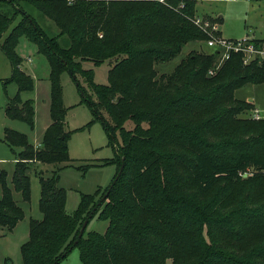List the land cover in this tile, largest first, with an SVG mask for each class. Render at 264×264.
Instances as JSON below:
<instances>
[{
    "label": "trees",
    "instance_id": "1",
    "mask_svg": "<svg viewBox=\"0 0 264 264\" xmlns=\"http://www.w3.org/2000/svg\"><path fill=\"white\" fill-rule=\"evenodd\" d=\"M33 9L54 22L56 35L39 25ZM195 17L196 0H0V48L11 64L9 81L18 86L6 107L8 117L33 126L32 102L20 98L34 81L16 53L19 37L34 43L50 67V123L40 144L32 145L11 128L4 131L9 146L20 149L13 190L28 201L32 167L69 160L60 84L64 71L115 148L114 158L105 161L117 164L112 181L123 164L110 189L112 181L94 194H80L72 213L65 211L58 169L48 177L36 170L42 217L29 220L28 238L20 245L22 264H59L75 247L82 264H264V210L236 209L232 191L225 189L218 199L206 200L221 183L230 189L263 182L264 157L234 145L220 152L197 148L204 144L193 134L197 119L212 113L197 108L204 103L228 112L235 122L244 105L234 93L247 83H264V60L245 64L242 54L233 53L216 72L217 51H192L170 73L158 75L157 63L175 58L189 42H207L209 35ZM84 61L94 66L108 61L107 83H95L94 70L83 68ZM225 100L238 105L225 108ZM246 106L252 113L256 109ZM128 121L132 128L125 127ZM246 124L264 128V118ZM0 182V227L11 231L24 212L3 174ZM94 216L108 222L106 230L86 232L85 227L78 236L84 220Z\"/></svg>",
    "mask_w": 264,
    "mask_h": 264
},
{
    "label": "rangeland",
    "instance_id": "2",
    "mask_svg": "<svg viewBox=\"0 0 264 264\" xmlns=\"http://www.w3.org/2000/svg\"><path fill=\"white\" fill-rule=\"evenodd\" d=\"M159 1L168 3V0ZM196 4L201 17L205 16L219 23L220 33L223 37L241 38L249 35L254 38H264V0H196ZM31 12L49 35L58 33L59 30L52 20L34 9ZM6 33L2 36V40ZM212 50L206 40L189 42L175 58L157 63L155 68L158 75L170 73L190 52L211 53ZM16 53L22 58V69L33 77V89L21 91L20 98L22 101L30 100L32 102L34 117L33 126L30 127L23 121L8 117L5 113L8 103L18 91V86L14 81H9L11 64L0 48V177L3 174L6 183L12 189L15 202L24 212L23 218L11 231L0 227V264H22L20 245L28 238L29 220L42 217L39 210L40 176L48 177L54 169H58V186L66 191L65 211L72 213L78 205L80 194H94L97 190L106 188L117 172L116 163H105V161L114 158L115 148L109 142L103 123L94 117L85 102H81L76 82L71 79L67 71H64L60 75V84L63 103L67 109L65 130L70 132L67 142L69 160L58 165L37 163L32 167L30 173H28L29 170H26L30 177V199L28 201L22 200L20 192L13 190L12 177L16 164L15 158L20 149L11 148L6 142L5 128L25 134L29 143L37 146L42 140L45 128L50 123L49 64L45 56L38 52L36 45L25 36L19 37ZM28 58L30 59L27 60ZM82 66L94 70L93 80L95 83H107V71L110 68L108 61L98 66H94L90 61H84ZM222 66L223 62H220L219 59L216 60V72ZM213 72L216 74L215 71ZM211 73L210 70L209 74ZM77 78L80 85L87 90L88 86L85 80L81 76ZM234 99L241 101L242 107L244 105V108L235 114L234 118L238 120L235 122L228 120L230 114L222 109L216 110L208 103L198 105V109L205 112H210L212 109V113L202 114L194 123L193 134L196 133L194 141L204 144L197 148H203L206 145L213 152H220L230 151L234 145L233 149L239 148L249 151L256 157H264V128L260 125L248 129L246 124L251 121L258 122V119L253 116L251 108L246 104H253L264 115V83L245 84L235 91ZM223 104L226 106L225 108L238 105L236 102L229 103L227 100ZM104 115L107 116L105 112ZM132 126L130 121L125 124L126 128H132ZM178 153H181V156L186 154L183 151H178ZM36 170L42 172L40 176ZM244 177H248V175H244ZM221 184L215 187L211 194L206 195L207 201L218 199L220 193L224 191L222 189H225L228 192L232 191L236 209L244 207L264 210V181L245 183L230 189ZM1 194L0 182V197ZM107 225L106 220L94 216L89 220L86 232L103 233ZM204 234L209 241L207 226H204ZM59 264H82L78 248H73ZM168 264H170L169 261Z\"/></svg>",
    "mask_w": 264,
    "mask_h": 264
},
{
    "label": "built area",
    "instance_id": "3",
    "mask_svg": "<svg viewBox=\"0 0 264 264\" xmlns=\"http://www.w3.org/2000/svg\"><path fill=\"white\" fill-rule=\"evenodd\" d=\"M194 22L209 35L207 44L219 53L220 62L228 60L233 53L242 54L244 63L264 60V39L258 40V38L249 35L241 38H225L222 35H217L220 30L218 22L203 17H195ZM211 72L213 73V71ZM253 116L257 119L264 118V115L257 108L253 111Z\"/></svg>",
    "mask_w": 264,
    "mask_h": 264
},
{
    "label": "water",
    "instance_id": "4",
    "mask_svg": "<svg viewBox=\"0 0 264 264\" xmlns=\"http://www.w3.org/2000/svg\"><path fill=\"white\" fill-rule=\"evenodd\" d=\"M122 168H123V164L120 166L119 171H118V173H117L115 179H114V180L112 181V183L110 184L109 189H110V188L113 186V184L115 183V181H116V179L118 178L120 172L122 171ZM27 171H28V170H27ZM244 175L246 176V175H248V174L245 173ZM109 189H108V190H109ZM105 196H106V195H104L101 199L103 200V199L105 198ZM99 203H100V202H99ZM99 203H98V204H99ZM89 216H90V214H89ZM87 223H88V217L84 220V222H83V224H82V226H81V228H80V231H79V235H78V236H81V235H82V233H83V231H84V229H85Z\"/></svg>",
    "mask_w": 264,
    "mask_h": 264
},
{
    "label": "crops",
    "instance_id": "5",
    "mask_svg": "<svg viewBox=\"0 0 264 264\" xmlns=\"http://www.w3.org/2000/svg\"><path fill=\"white\" fill-rule=\"evenodd\" d=\"M196 17H201L199 14H198V10H197V4H196ZM203 18H208V17H205V16H202ZM208 19H210V20H213V19H211V18H208ZM213 21H215V20H213ZM215 22H217V21H215ZM258 38V37H257ZM259 39H264V38H259ZM30 58H28L27 60H29ZM250 99V98H249ZM257 108V107H256ZM258 109V108H257Z\"/></svg>",
    "mask_w": 264,
    "mask_h": 264
}]
</instances>
